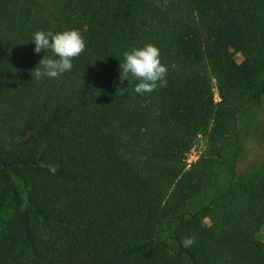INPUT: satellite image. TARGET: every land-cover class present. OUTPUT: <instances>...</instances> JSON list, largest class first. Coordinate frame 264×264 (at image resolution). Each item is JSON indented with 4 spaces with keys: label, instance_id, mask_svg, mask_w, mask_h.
<instances>
[{
    "label": "trees",
    "instance_id": "1",
    "mask_svg": "<svg viewBox=\"0 0 264 264\" xmlns=\"http://www.w3.org/2000/svg\"><path fill=\"white\" fill-rule=\"evenodd\" d=\"M56 7L0 0V264H264V173L184 211L215 168L233 171L236 120L264 93V0ZM78 18L85 48L71 71L36 78L52 54H34L33 33L75 29ZM145 44L167 71L138 94L119 62ZM198 134L206 149L186 169ZM162 228L171 241L156 240Z\"/></svg>",
    "mask_w": 264,
    "mask_h": 264
},
{
    "label": "rangeland",
    "instance_id": "2",
    "mask_svg": "<svg viewBox=\"0 0 264 264\" xmlns=\"http://www.w3.org/2000/svg\"><path fill=\"white\" fill-rule=\"evenodd\" d=\"M45 1L52 12L57 10L56 5L59 0ZM62 27L63 30L68 29L65 24H63ZM80 28L81 18H78L75 23V29ZM230 53L236 62H240L241 58L235 47L230 48ZM256 83L257 85L260 83L264 85V72L258 75ZM212 93L214 102L219 101L214 81L212 82ZM215 94H217V97H214ZM236 131L240 140V148L233 171H230V166L228 165L215 168L213 171L214 175L208 179L205 188H203L197 196L187 202L184 208L186 213H194L207 206L214 198L218 197L226 190L230 182L246 180L254 174L264 173V93L260 96L258 103H255L254 100L248 102V106L236 120ZM199 135H201V137L197 138L196 135L192 142V145L194 144L195 148L200 150V153L196 155V161L206 149V138L202 134ZM12 214L13 212L11 210L5 211L2 215L1 224ZM209 221L210 218L207 219L205 223ZM171 225L174 226V222ZM261 235L264 241V230L261 231ZM156 240L171 241L169 239V233L164 228L159 230Z\"/></svg>",
    "mask_w": 264,
    "mask_h": 264
},
{
    "label": "clouds",
    "instance_id": "3",
    "mask_svg": "<svg viewBox=\"0 0 264 264\" xmlns=\"http://www.w3.org/2000/svg\"><path fill=\"white\" fill-rule=\"evenodd\" d=\"M31 42L34 43V54H39L42 50L52 54L49 57H41L38 65L32 70L36 78H56L71 71L73 58L79 56L85 48L84 37L77 29H65L56 33L36 31L31 37ZM166 71L160 60L159 49L151 44L125 51L123 61L119 62L120 81L134 78L137 81L134 91L138 94L148 93L158 86H163ZM194 239L184 238L183 245H192Z\"/></svg>",
    "mask_w": 264,
    "mask_h": 264
},
{
    "label": "built area",
    "instance_id": "4",
    "mask_svg": "<svg viewBox=\"0 0 264 264\" xmlns=\"http://www.w3.org/2000/svg\"><path fill=\"white\" fill-rule=\"evenodd\" d=\"M214 97H217V94L214 95ZM201 135H197V138H200ZM200 153V150L199 149H196L194 144L191 146V148L189 149V151L186 153L185 155V168H189L192 163H194L197 159V154Z\"/></svg>",
    "mask_w": 264,
    "mask_h": 264
}]
</instances>
